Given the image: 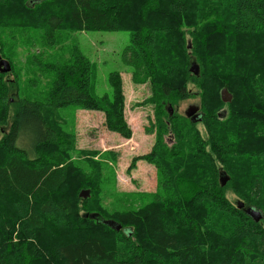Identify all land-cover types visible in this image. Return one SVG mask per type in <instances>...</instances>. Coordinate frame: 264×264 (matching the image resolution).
<instances>
[{
    "label": "trees",
    "instance_id": "obj_1",
    "mask_svg": "<svg viewBox=\"0 0 264 264\" xmlns=\"http://www.w3.org/2000/svg\"><path fill=\"white\" fill-rule=\"evenodd\" d=\"M7 1L0 0V15L8 10ZM9 1L23 16V8L30 16L41 10L35 23L40 22L49 46L67 26L81 31L131 32L132 45L123 60L133 68L135 82L150 83V102H158L155 108L170 119L174 97H188L189 75L203 91L205 111L206 99L225 88L234 93L236 108L240 104L244 108H239L242 115L264 119V0ZM231 44L256 55V61L242 59L240 65L233 64L228 58L236 54L230 50ZM189 49L200 62L188 60ZM211 52L221 58L210 59ZM1 61L6 60L0 56ZM194 66L198 74L191 71ZM230 66L242 71L224 76ZM54 71L61 84L49 107L102 112L109 122L119 124L122 136L131 137L119 75L112 76L113 99L98 100L90 85V67L77 50L72 64L58 65ZM8 75L0 66V128H9L0 142V264H264V198L259 203L264 195L263 177L256 175L247 191L255 193L258 204L248 206L245 200L250 197L245 192L240 195L245 208L262 212L263 219L257 223L224 199L210 159V172L200 180L186 177L184 171L175 177L165 168L166 174L159 178L162 193L155 194L152 203L139 212L120 213L115 221L107 220L114 227L106 225L98 213L87 214L91 220L81 219L72 201L55 197L69 179L73 182L70 193L76 188L89 193L95 179L87 177L92 185L74 189L80 165L58 148L60 133L51 127L50 112L41 103H17L10 119L15 103L9 102L13 82H4ZM200 115L198 122H205L213 138L210 127L217 118L209 121L205 114ZM237 122L245 128H262L244 118ZM170 125L163 122L162 129H171ZM175 135L180 139L176 129ZM177 152L186 157L182 146ZM203 158L208 156L203 153ZM169 160L168 156L161 163L157 160V166L163 168ZM169 166L174 172L181 168L179 162ZM135 225L140 230L137 233L131 229Z\"/></svg>",
    "mask_w": 264,
    "mask_h": 264
},
{
    "label": "rangeland",
    "instance_id": "obj_2",
    "mask_svg": "<svg viewBox=\"0 0 264 264\" xmlns=\"http://www.w3.org/2000/svg\"><path fill=\"white\" fill-rule=\"evenodd\" d=\"M7 5L5 8L8 10L0 15V56L11 67L10 75L4 78L7 84L13 82L9 102L15 104L11 106L10 119L17 103H41L51 114L48 116L51 127L60 133L58 148L65 149L68 152L67 158L80 165L74 189L76 185H92V179L96 182L87 192L88 195L83 197L85 192L77 188L76 192L70 193L73 182L69 179L55 197L56 200L66 198L69 202L72 201L81 219L91 220L87 214L98 213L105 221H115L120 213L139 212L152 203L155 194L162 193L159 178L166 174L165 168L170 169L175 177L184 171L186 177L193 179L195 176V179L200 180L210 172L207 169V160L210 159L218 172V182L222 173L229 177L226 186L222 188L224 199L236 206L239 201H243L240 195L245 192L250 197L245 200L246 203L243 201L246 205L258 204L255 193L247 191L256 175H261L264 179V119L254 114L242 115L240 111L244 108L241 104V110L236 108L232 91L226 89L231 97L228 103L222 97L225 88L214 93L210 99L207 98L205 111L203 91L199 83L189 75L186 83L188 97H174V106L169 105L171 112L173 111L170 119L166 113L156 109L159 107L158 102H150L153 95L150 83L135 82L133 68L123 60L125 50L132 45L131 32L81 31L67 26L57 32L54 45L49 46L45 33L39 26L40 22L35 23L41 10L30 16L22 6L23 16L16 6L11 8L9 0ZM27 15L30 18H26ZM41 17L42 15L39 19ZM217 38L219 41L222 39ZM187 41L188 47L192 49L189 37ZM229 47L236 53L228 57L229 61H234L233 64L240 65L242 59L256 61V55L243 52L246 51L245 48L232 44ZM191 49L190 53L188 51V60L200 62ZM76 50L90 67V85L98 100L105 97L113 99L115 89L112 86V76H120L125 104L124 117L132 132L130 138L122 136L119 124L109 122L102 112L73 106L61 110L49 107V100L61 84L60 76L54 70L58 65L72 64ZM211 57L214 61L221 58L213 52L210 53V59ZM214 65L216 68V62ZM228 68L230 69L224 71V76L242 71L235 66ZM219 106H222L221 111L215 114ZM192 108H198V113L205 114L209 121L217 118L218 121L210 127L213 138L210 137L205 122L192 125L191 119L187 117ZM240 118L249 121V124L255 123L257 127H262L261 130L254 125V128L239 126L237 121ZM163 122L170 123L171 129H162ZM175 129L181 133L180 139L176 137ZM8 130V127L0 128V142ZM180 146L183 147L185 158L178 156L177 148ZM203 153L208 158H203ZM167 156L171 160L163 168L158 167L157 160L161 163ZM171 162H179L181 168L174 172L169 166ZM263 196L262 194L259 203H263ZM85 198L87 199L84 200ZM131 229L135 233L140 231L136 225L131 226Z\"/></svg>",
    "mask_w": 264,
    "mask_h": 264
},
{
    "label": "water",
    "instance_id": "obj_3",
    "mask_svg": "<svg viewBox=\"0 0 264 264\" xmlns=\"http://www.w3.org/2000/svg\"><path fill=\"white\" fill-rule=\"evenodd\" d=\"M0 66L2 67V72L3 73H9L11 71V67H10V65H9V63L7 61H1L0 62ZM191 71L194 74H198V68H196L195 66L192 67ZM222 97H223V101L225 103H228V102L231 101V97H230V95H229V93H228V91L226 89L222 91ZM198 111H199L198 108H192L187 113V117H189L193 123H196V122L202 120V117H201L200 114H198ZM172 112H171V114H172ZM228 181H229V177L225 173H222L221 177H220L221 186L225 187ZM82 196L86 197L87 193H83ZM237 207L240 210H244L245 213L248 216H250L257 223L260 222L263 219V214H262L261 211L255 209L253 207L245 208V205H244L243 202L239 201L237 203ZM105 224L108 225V226H111V227H114V225H115L114 222H109V221H106ZM117 229H118V231L121 230L120 227L117 228Z\"/></svg>",
    "mask_w": 264,
    "mask_h": 264
},
{
    "label": "bare ground",
    "instance_id": "obj_4",
    "mask_svg": "<svg viewBox=\"0 0 264 264\" xmlns=\"http://www.w3.org/2000/svg\"><path fill=\"white\" fill-rule=\"evenodd\" d=\"M114 224H115V223H114ZM115 225H116V224H115ZM119 227H120V229L122 228L121 226H118V225H117V228H119Z\"/></svg>",
    "mask_w": 264,
    "mask_h": 264
}]
</instances>
